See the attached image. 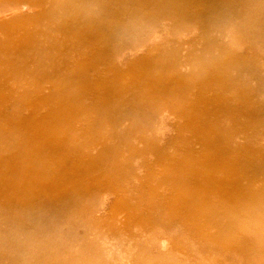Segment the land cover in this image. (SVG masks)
Segmentation results:
<instances>
[{"label": "bare ground", "instance_id": "1", "mask_svg": "<svg viewBox=\"0 0 264 264\" xmlns=\"http://www.w3.org/2000/svg\"><path fill=\"white\" fill-rule=\"evenodd\" d=\"M0 264H264V0H0Z\"/></svg>", "mask_w": 264, "mask_h": 264}, {"label": "rangeland", "instance_id": "2", "mask_svg": "<svg viewBox=\"0 0 264 264\" xmlns=\"http://www.w3.org/2000/svg\"><path fill=\"white\" fill-rule=\"evenodd\" d=\"M216 2H217V1H216ZM216 2H214V3H216ZM214 3H213V4H214ZM217 3H218V5H217ZM217 3H216V5H215L216 7L219 6V5L221 4V2H217ZM217 12H218V14L220 13L219 10H217ZM217 12H216V13H217ZM218 14H217V15H218ZM214 15H216V14H214ZM218 16H219L218 18H221L220 15H218Z\"/></svg>", "mask_w": 264, "mask_h": 264}]
</instances>
